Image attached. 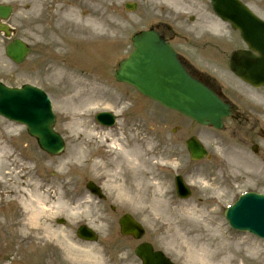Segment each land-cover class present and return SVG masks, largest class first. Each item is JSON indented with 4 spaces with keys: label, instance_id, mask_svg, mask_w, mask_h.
Here are the masks:
<instances>
[{
    "label": "rangeland",
    "instance_id": "rangeland-1",
    "mask_svg": "<svg viewBox=\"0 0 264 264\" xmlns=\"http://www.w3.org/2000/svg\"><path fill=\"white\" fill-rule=\"evenodd\" d=\"M129 1L138 3L139 8L135 13H128L124 9V3ZM243 1L251 4L255 0ZM21 2L20 5H17L18 14H25L24 9H27L25 8L27 2ZM92 5L95 11H87L83 17L87 16L89 19L88 15L94 13L101 20L103 35L96 37V41L90 43L89 46L82 44L74 48L73 59L76 62V66H74L72 71L62 72V69L58 68L50 73L47 70L53 64L52 60L59 58V55L56 54V51H58L57 46L66 42L72 36L75 42H78V38L81 39L76 34L79 26L76 25L77 20L73 16L72 24L60 26L62 29L57 34L60 38H54V44L50 47V45L44 43L41 45L38 43L41 39V29L31 28L32 24L30 22L27 23L28 21L26 19L17 17V13H15L16 15L11 19V24L17 28V35L25 37L27 41L31 40L35 49L22 65L13 64L6 57L5 48L9 41L0 37V81L12 87L26 83L42 87L49 94L53 102L57 114L56 129L63 134L67 142L66 150L61 156L50 157L42 152L36 142L27 136L25 129H18L16 128L17 126L0 118V143L7 144L8 142L9 144L6 146H8L9 151H11L10 154L13 156L8 158L6 165L4 163L0 165V177L2 178L0 179V264H72L66 257L63 248L64 245H61L57 238L68 233L75 236L78 223L82 224L85 221L90 222V226L97 231L100 237L98 242L93 245L99 244V247L115 253L117 256H128L127 260L137 264L138 261L133 253L136 243L131 242L129 239L121 238L118 234L117 219L124 213H131L143 224L146 229V235L143 241L151 242L156 249L163 250L176 264H182L179 261V254L171 253L168 250L175 245L173 239L156 232L153 227L154 221L151 217L153 212L149 207L151 202H157L153 201L155 198L153 194L151 195L152 197H144L145 194H149L147 188L143 189L144 194H142V198H145L146 201L138 200V204L140 202L146 203V207L149 210L140 214L129 208H123L117 201H109L103 204L94 198H85L83 196L87 193L85 189L86 181L89 178L99 181L96 176H99V171H102L95 172L96 168L90 169V164H93V159L97 153L88 151V148L93 144H96V148H99V142L89 137H100V135H103L102 132L97 134V132L93 133V131H90L94 126L92 123L94 113L97 111L112 110L116 114H120L121 118L127 115V121L132 122L136 120V116H142L140 111L143 108L147 112L145 118L148 121H151V119H156L153 122L161 121V116L172 118L168 112L162 111L155 104L143 103L140 95L132 91L133 89L130 87L119 84L114 78L118 63L132 51L130 39L133 34L149 24L150 19L153 20L148 17L144 21L139 19L143 13L145 15L150 14L148 11L151 5L150 1L92 0ZM35 15L34 13L26 14L29 21H38L37 18L32 19ZM24 27L25 29H23ZM64 63L66 62L62 61L60 65L63 66L65 65ZM84 67L96 72L88 73L85 71L87 74L93 76L80 74L79 72L83 70L81 68ZM133 97L140 100L139 105L134 108L130 104L128 105L127 102L123 103L122 101L125 98L129 101ZM176 124L188 130L187 136L185 137L186 132H183L177 137H171L169 132H163L158 136V147L168 149L166 144L173 145L174 153L179 156L181 155V146L190 134H197L201 138L211 139L214 142L220 137L219 132L217 133L209 128L199 126L198 129L190 121L185 119L169 122L168 130ZM193 128L196 129L193 130ZM21 130L22 132H20ZM19 132L22 136H17ZM132 132H135L136 136L134 140L136 144L141 146V149L148 151L153 147V145L149 146V144L150 142H154V136L147 129L141 130L139 128ZM225 133H222L221 136ZM87 141L94 143L88 144ZM227 141L229 140L227 139ZM135 148L137 147L135 146ZM79 153L82 154L77 156L80 157L79 162L66 164L69 156L73 155V157H76ZM83 154L85 155L83 156ZM222 154L226 158V161H223L222 169L219 173L215 174L217 177L215 181L220 183V192H223L225 196L221 198L220 192L217 193V196L220 198V203L218 207L216 206L217 208L213 204L209 206V209L206 208L208 204L199 205L198 207L200 209H206L205 211H200L199 214L205 213L209 217L222 221L225 224V229L230 234L228 238L233 242V264H264V243L247 234L234 232L224 219V208L226 204L233 202V188H240L244 182L241 179H235L233 181V178L230 177V172L233 171L228 163V153L222 152ZM180 163L186 165L187 161L185 159L180 161ZM2 165L3 167L1 168ZM196 167L199 170H205L206 167H218V162L215 160V162L210 164H197ZM196 167H188L187 169L196 170ZM204 172H207L208 180L213 181V178H209L212 174L208 173L212 172V170H205ZM9 173L12 175L21 173L25 176L23 180H19V183L25 185L27 197L32 196L36 200L45 196L49 206H54L57 201L64 200L69 201L73 206L77 202L87 201L91 207L86 211H82L78 222H72L66 217L58 216L56 218L66 220L65 225H58L55 218L53 220L48 219L40 222L42 224L35 226L33 230L30 227V231L23 224L27 220L24 208L19 204V200L23 199V196L19 194L17 197L18 201H12L14 197L10 194V183L14 182V180L5 178V175ZM164 174L167 177H163V182L169 181L168 177L172 176L170 172L167 171ZM4 178L6 179L5 181ZM150 180L155 182L151 178ZM206 182L209 183L210 181ZM162 184L167 186V189H170V194L167 198L175 201L174 206L190 204L188 205L189 207L193 204L192 201L178 200L176 195L173 194L172 183L165 182V184ZM197 184L199 185L200 181ZM19 189H22V187H19ZM205 196L198 193L194 195V198H205ZM110 206L115 207V212L111 210ZM151 208L153 210L155 209V207ZM175 220L176 218L169 214L165 223H175ZM108 224H111L112 227L107 228L105 231L97 230V227L104 229ZM39 228L48 229L49 232L45 233L43 230L40 231ZM106 234H110V236L107 237Z\"/></svg>",
    "mask_w": 264,
    "mask_h": 264
},
{
    "label": "bare ground",
    "instance_id": "bare-ground-1",
    "mask_svg": "<svg viewBox=\"0 0 264 264\" xmlns=\"http://www.w3.org/2000/svg\"><path fill=\"white\" fill-rule=\"evenodd\" d=\"M70 14H75L78 20V31L83 32V37L86 40L90 38L101 37L103 35V28L101 26V20L93 15L92 19L88 17L81 18L77 12L69 11ZM101 144L104 145L108 137H100ZM106 139V140H105ZM7 144H9L7 142ZM5 143H0V165L4 163L7 164V160L10 157L11 151H9L8 146ZM110 148H115V152L118 151L120 154L125 156L127 163L132 167L129 169L135 174L143 175L145 170V163L141 160V155L135 154L134 157H131L129 151H124L123 149L119 150L116 144L109 146ZM81 153L77 154L76 157L73 155L68 158V165L70 162L76 163L80 161ZM85 154H83L84 156ZM138 156V158H135ZM82 158V157H81ZM12 159V158H11ZM125 163V164H127ZM3 165L1 166V168ZM93 167H99L96 163ZM152 167V165H151ZM149 169V168H148ZM5 178H11L14 182L10 183L11 192L14 199L13 202H17L18 195L21 194L23 199L19 200V203L25 209V215L27 219V228L32 230L37 225H41L43 220L51 219L57 216H68L69 218H74L78 216L79 212L82 209V205L79 204L76 208H70L68 203L59 202L56 207H50L46 203L45 197L41 199L38 198L33 200L32 197H27V192L24 184H20L19 180L25 178L24 175L17 174H6ZM4 178V181L6 180ZM0 179H2L0 177ZM4 183V182H3ZM109 183H112V180H109ZM9 186V185H8ZM149 184V187L158 195L155 198L157 201L156 204H153L151 207H155L153 219H157L163 223L167 220L169 214L176 218L175 229L169 225H166L165 228L161 224H157V230L162 231V234L168 236L170 239H173L176 236L175 245H173L174 252L180 254L179 259L183 261V264H233V242L228 238L229 231L225 229V224L222 221L215 220L214 218L209 217L205 213L199 214L195 213V209L192 208H172L171 201L166 199L165 189L159 183L155 185ZM22 187V189H19ZM211 188V187H208ZM125 194V192H124ZM29 195V194H28ZM163 200H159L160 198ZM131 199V197H129ZM125 207H133L137 211L146 210L145 206L136 205L133 203H124ZM210 204L206 206L209 209ZM88 208V206H85ZM157 208V209H156ZM205 208L200 209V211H205ZM177 213V214H175ZM193 215V216H192ZM210 215V214H209ZM197 218H195V217ZM172 220V219H170ZM31 227V228H30ZM40 231L48 233V229L39 228ZM31 231V230H30ZM25 234V233H24ZM24 236V235H23ZM31 237V234H30ZM58 242L63 243L66 255L70 261L74 264H123L122 261H116L115 259H109L103 250H100L94 246L83 245L81 243H75L70 233L67 235L59 236Z\"/></svg>",
    "mask_w": 264,
    "mask_h": 264
},
{
    "label": "water",
    "instance_id": "water-1",
    "mask_svg": "<svg viewBox=\"0 0 264 264\" xmlns=\"http://www.w3.org/2000/svg\"><path fill=\"white\" fill-rule=\"evenodd\" d=\"M235 5V3H233ZM236 6V5H235ZM0 9V15L6 17L8 12ZM136 51L129 60L120 64L116 73L119 81H126L135 85L145 95L161 102L162 104L180 110L201 122L209 120L219 127L221 118L229 114L228 108L206 89L193 81L178 62L174 51L164 44L163 40L154 34H141L134 39ZM12 56L22 60V49L11 48ZM246 70L242 73L246 76ZM11 91H0V105L5 112L23 113L26 121L39 119L42 110H45L46 130L50 131L53 119L49 117V104L44 107L26 97L13 94ZM12 95L13 98L9 99ZM12 115V116H18ZM248 210V207H244ZM233 215V208L229 210ZM252 227L255 222L251 219ZM126 232L129 233L128 227ZM263 232V231H262Z\"/></svg>",
    "mask_w": 264,
    "mask_h": 264
},
{
    "label": "flooded vegetation",
    "instance_id": "flooded-vegetation-1",
    "mask_svg": "<svg viewBox=\"0 0 264 264\" xmlns=\"http://www.w3.org/2000/svg\"><path fill=\"white\" fill-rule=\"evenodd\" d=\"M183 3L186 18L180 31L178 23L169 25L170 15L162 17L159 30L181 55L190 73L216 89L215 80L207 77L205 70L188 63L192 60L215 58L214 53L202 51L220 50L214 43L217 39L210 37L211 29L216 26V17L207 0H183ZM240 93H233L234 110L230 119L233 168L235 169V165L245 166L247 163L251 182L256 188L264 189V89L247 86L245 96L241 90Z\"/></svg>",
    "mask_w": 264,
    "mask_h": 264
}]
</instances>
